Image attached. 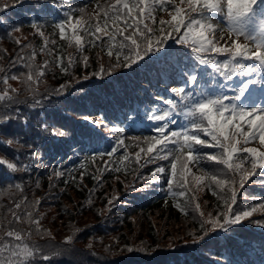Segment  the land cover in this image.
I'll return each instance as SVG.
<instances>
[{"label": "snow or ice", "instance_id": "1", "mask_svg": "<svg viewBox=\"0 0 264 264\" xmlns=\"http://www.w3.org/2000/svg\"><path fill=\"white\" fill-rule=\"evenodd\" d=\"M25 4L29 5L26 9L23 7ZM46 7L55 11L57 7L62 9L63 5L56 0L55 4ZM46 7L42 6L40 10L46 11ZM96 7L98 11L94 16H86L81 9L78 17L66 14L59 19L55 27L61 40L74 44L85 67L89 65V57L82 55L86 46L100 47L106 51L110 61H115L107 69L101 64L99 70L91 75L99 77L105 72L110 75L113 68L129 69L139 78V90L147 94L149 88L160 90L163 84L162 92L171 96L165 99L164 94H151L154 99L150 107L143 110V120L155 122L156 134L133 137L131 145L126 144L123 138L125 127L109 120L106 111L96 109L99 115H79L74 121L71 116H61L58 108L47 105L54 98L67 100L68 96L63 94L68 91L69 84H60L52 93L39 92L35 85L45 76L49 61L41 65L35 63L37 50L31 44H22L20 38L14 36L21 32L22 22L7 15L10 9L17 8L34 12L35 6L31 0L3 4L0 30L20 50L11 58V63L15 66L19 62L27 73L0 76L5 85L0 90V101L4 102L0 104V150L11 157H0V182L10 183L20 195L16 199L10 192L13 195L11 205L0 210V264H53L57 259L60 245L46 248L30 239L33 235L51 236V232L41 227L40 217L34 216L41 198L30 201L23 195L26 185L23 176L16 174L36 172L39 175L40 169L47 170L48 163L57 157H67L71 163L72 156L84 150L85 140L96 144L108 143L110 151L93 149L90 159L95 162L97 156L102 158L106 155L109 161L104 164L109 167L115 164L117 172L121 171L120 165L130 159L141 167L142 160L144 164L169 161L170 178L164 175L169 170L157 165L147 179L165 180L169 195L176 200L175 207L185 215L191 210L193 218L199 221V233H190L194 241L204 245L219 243L216 236L222 233L227 243L232 239L228 232L235 231L231 226L243 227L246 220L264 230V218L249 220L256 212L264 213V202L234 208L238 195H241L240 190L251 182L250 178H257L261 189H264V150H261L264 148V0H180V4L176 0H110L104 4L97 3ZM158 10L168 12L170 19H159L157 26ZM213 20L223 21L226 28H220ZM30 26L44 38L39 51L53 55L54 50L48 48L50 41L42 25L36 22L35 15ZM173 34L176 35L174 43L182 47L171 49L167 46ZM51 43L55 45L56 42L52 40ZM25 49L30 51L26 53ZM3 51L7 54L6 49ZM217 56L223 59L217 60ZM53 62L60 66L61 71L67 72L62 56H55ZM75 62L69 55L67 64L70 66ZM209 66L223 82L207 70ZM235 77L239 79H233ZM9 79L24 82L30 102L28 99L21 101L14 95L19 90L8 86ZM176 83L180 86L168 87ZM226 90L233 95H227ZM18 105H24L23 109ZM141 118V110L132 106L117 117L121 123L128 121L130 124ZM257 140L261 148L247 147ZM129 147L137 150L130 153ZM121 149L124 150L123 156L113 161L112 157ZM208 149L218 151L213 153ZM205 165H211V170H207ZM193 166L200 175L192 173ZM104 170L100 169L101 172ZM64 175L65 167L57 169L53 166L49 181ZM17 179L21 182L13 184ZM177 186L179 190L173 191ZM35 187L39 188L38 179ZM205 188L211 190L219 202L215 214L209 212L207 216L195 196L196 191ZM178 198H184V203ZM116 199L113 196L108 201L109 205ZM259 199L264 201V195ZM87 202L91 205V198ZM22 223L28 227L19 228ZM65 239L70 242L74 237L70 235ZM88 247L91 248V244ZM138 250L146 251L145 248ZM127 251L132 252L133 249L127 247ZM209 251H212L211 246ZM45 252L52 254L46 255ZM215 264L222 262L216 260ZM227 264H232V261H227ZM260 264H264V259Z\"/></svg>", "mask_w": 264, "mask_h": 264}, {"label": "trees", "instance_id": "2", "mask_svg": "<svg viewBox=\"0 0 264 264\" xmlns=\"http://www.w3.org/2000/svg\"><path fill=\"white\" fill-rule=\"evenodd\" d=\"M179 1L176 0V3ZM13 2L14 0H0V9L3 4ZM108 2L110 0H60L63 8L57 7L53 11L46 6L55 4L56 0H31L32 5L35 6L34 12H25L17 8L10 9L7 15L22 22L21 32L15 33L14 36L20 38L22 44H31L37 50L35 63L41 65L44 61H49L45 76L38 85H35L39 92L52 93V90L58 88L60 84H69L68 91L63 94L67 95L68 99L54 98L47 106L58 108L61 116H71L73 121L79 115H99V111H106L111 114L115 124L125 127L126 130L122 135L125 143L131 145L133 137L143 138L156 134L153 129H136L135 124H130L128 121L121 123L117 119L120 117L119 110L128 111L134 92L145 93L137 88L136 73L132 77L129 69L113 68L110 75L107 72L99 77L91 75L99 70L101 64L107 69L115 61H110L106 51H102L100 47L88 48L86 46L82 55L89 57V65L85 67L80 61L81 54L77 53L74 44L69 45L67 41L61 40L59 30L55 27L59 19L64 18L66 14L78 17L81 15L80 10L84 9L86 16H94L98 11L97 3ZM42 6L46 7V11L40 10ZM23 7L26 9L29 5L25 4ZM171 10L169 8V11ZM34 15L36 22L42 25L45 36L50 41L48 48L54 50L53 55L39 51L44 44V38L35 33L30 26ZM156 15L157 26L159 19H170L169 13L163 10H158ZM220 28L224 29L226 26ZM217 34L219 35V32ZM52 40H55V45L51 43ZM97 44L99 45V42ZM4 49L7 50V54L4 53ZM19 51V46L0 30V69H3L0 76H19L21 73H27V69L19 62L15 66L11 63V58L19 54ZM29 51L30 49H25L26 53ZM57 55L64 58L67 72L61 71L60 66L53 62ZM69 55L76 61L70 66L67 64ZM216 59L222 60L223 57L217 56ZM142 82L147 83V81ZM116 85L120 90L116 88ZM8 86L19 90L14 94L19 100L28 99L30 102L29 91L21 79H9ZM170 86L179 87L180 84H170ZM4 88V83L0 81V90ZM162 89L163 84L160 90L149 88L148 92L164 94L166 98H169L171 95L163 93ZM80 97L83 99H79ZM3 103L0 101V104ZM18 106L22 109L24 107V105ZM83 148L84 150L80 151L82 157H72L71 163L68 162L67 157L63 159L57 157L48 163L47 170L40 169L39 175L36 172L30 175L16 174L23 176V182L26 185L23 195L27 196L30 201L37 197L41 198V203L36 207L34 216L40 217L41 227L50 230L51 236L33 235L30 239L46 248L60 245L59 255L53 264H208L204 259L206 256L213 258L215 253L221 262L230 260V255L221 239L222 233L216 236L219 243L210 242V245H204L200 241H194L190 233L194 231L199 233V221L193 218L194 214L191 210L188 215H185L175 207L176 200L169 195L165 180L147 179L157 165L146 168L142 160L143 166L141 167L130 159L129 162L120 165L121 171L117 172L115 164H111L110 167L104 164L105 161H109L106 155L102 158L97 156L95 162L90 159L94 154L93 149L110 151L108 143L96 144L85 140ZM136 150L133 147L128 149L130 153ZM207 151L215 153L218 149ZM123 154L124 150L121 149L114 154L112 160H118ZM0 157L11 159L3 150H0ZM45 161H48L47 156ZM81 164L84 165L83 168L80 167ZM158 165H163L169 170L164 175L170 178V162L160 160ZM53 166L57 169L65 167V175L61 178H53L50 182L49 176H51ZM245 166L250 167L247 164ZM204 167L211 170V165ZM100 169L106 170L101 172ZM81 173H84L82 178ZM192 173L201 174L194 166ZM94 176L97 179H93ZM37 179L39 188L35 187ZM189 179L191 180V176ZM65 181L68 182L65 183ZM20 182L17 179L12 183ZM178 190V186L173 189V191ZM10 192L15 194L16 199L20 198L19 193L10 183L0 182V210H5L11 205L13 195H10ZM243 194H253L255 198L264 195L262 191L251 187H246ZM113 196L117 199L109 205L108 201ZM195 196L196 202L200 204L206 216L209 212L215 214L219 202L211 190L205 188L203 191H196ZM89 198L92 200L91 205L87 202ZM178 199L182 204L184 203V198ZM261 202L264 201L238 198L234 208ZM18 227L26 229L28 226L22 223ZM235 227V231L242 235L243 239H250L251 245L258 253L263 251L261 258L264 259L262 227L250 222L243 227L237 225ZM77 229L81 231L77 232ZM251 230L257 231V234ZM70 235L74 239L70 242L66 241L65 238ZM46 241L47 244H45ZM234 242L236 241L229 240V244L238 248L239 246ZM89 244L91 248L88 247ZM210 246L212 247L211 252L209 251ZM127 247H131L133 251H127ZM140 248H145L146 251H139ZM44 254L51 255L52 253L45 252ZM60 256L63 258H59Z\"/></svg>", "mask_w": 264, "mask_h": 264}]
</instances>
